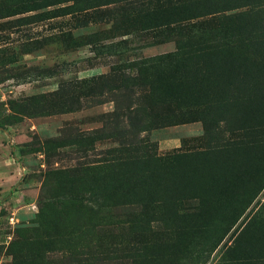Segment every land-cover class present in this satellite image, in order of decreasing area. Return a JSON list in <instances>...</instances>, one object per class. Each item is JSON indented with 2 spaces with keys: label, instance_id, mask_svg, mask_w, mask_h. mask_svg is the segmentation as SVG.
Segmentation results:
<instances>
[{
  "label": "rangeland",
  "instance_id": "obj_1",
  "mask_svg": "<svg viewBox=\"0 0 264 264\" xmlns=\"http://www.w3.org/2000/svg\"><path fill=\"white\" fill-rule=\"evenodd\" d=\"M0 264H264V0H0Z\"/></svg>",
  "mask_w": 264,
  "mask_h": 264
},
{
  "label": "trees",
  "instance_id": "obj_2",
  "mask_svg": "<svg viewBox=\"0 0 264 264\" xmlns=\"http://www.w3.org/2000/svg\"><path fill=\"white\" fill-rule=\"evenodd\" d=\"M130 109H132V107L130 108H125V112L127 113L126 116L124 117L123 114L121 113V111L117 110L116 112H114L112 114V118L113 119H110L108 121V124L109 125L108 127H111L112 124H116L117 126H121V127H125L124 125H126L127 123H131L133 118L135 116L132 115V112H130ZM137 110H135L134 112H136ZM124 118L126 119V121L124 120ZM137 125H139V120L136 119V121H134L132 123V126L135 128Z\"/></svg>",
  "mask_w": 264,
  "mask_h": 264
}]
</instances>
